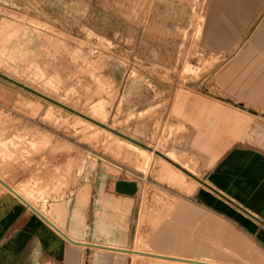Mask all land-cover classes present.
<instances>
[{
	"label": "rangeland",
	"instance_id": "1",
	"mask_svg": "<svg viewBox=\"0 0 264 264\" xmlns=\"http://www.w3.org/2000/svg\"><path fill=\"white\" fill-rule=\"evenodd\" d=\"M205 5L0 0V73L151 148L0 77V178L70 234H82L88 224L77 222V209L88 218L81 205L115 192L117 180L135 181L139 203L123 248L264 264V237L250 228L259 223L218 203L216 194L155 152L205 180L227 147L264 146V125L248 124L252 116L243 112L248 123L235 136L232 124L204 104L218 103L208 96L212 66L198 43ZM187 157L191 168L178 161ZM0 201L14 205L0 222V264H194L71 243L1 182ZM16 215L44 224L49 256L40 232L36 238L24 220L8 237ZM74 238L103 239L90 233Z\"/></svg>",
	"mask_w": 264,
	"mask_h": 264
},
{
	"label": "crops",
	"instance_id": "2",
	"mask_svg": "<svg viewBox=\"0 0 264 264\" xmlns=\"http://www.w3.org/2000/svg\"><path fill=\"white\" fill-rule=\"evenodd\" d=\"M198 43L205 62H211L212 66L207 74L208 81L210 78L208 96L218 99V103L208 101L204 104L216 109L219 117L226 120L225 124H232L235 136L238 133L241 135L242 125L248 123V119H245L247 117H243V112L252 116L248 124L264 125V0H206ZM177 61L178 59L176 64ZM163 65L166 67L168 64ZM178 161L188 168L193 166L189 157L185 162ZM232 162L233 166H231ZM207 173V178L201 180L244 208L253 217L211 190L218 196L217 202L223 205L228 203L242 212L244 217L248 216L247 218L250 217L259 223V227L250 225L251 231L256 236L264 237V146L235 143L218 156ZM3 182L10 187L5 181ZM10 188L14 191H11L14 195L35 211L42 222L52 226L61 237L71 243L88 244L102 252L143 254L123 248L130 241V215L135 212L134 207L139 203V200L133 197L135 194L128 195L114 190L115 192L109 195L103 194L99 199L92 198L88 206L77 204V207L81 205L84 207L83 210L88 212V218L83 219L77 209V222L85 221L88 224L86 227L83 226L82 234L80 232L70 234L64 229L55 227L53 221L54 225L14 188ZM0 202L1 222L4 219L2 216L8 215V211L14 205L11 201L9 204ZM11 218L7 232L9 238L14 235L18 221L24 220L23 222L29 223L26 229L33 232L36 238L40 232L42 242L45 241L43 253L45 252V256L50 255L49 233L44 229L41 221L40 223L35 220L33 216L28 217L29 219L27 217L20 219L21 217L17 215ZM237 218L240 221L245 220L240 215ZM87 233L95 237L100 235L103 239L97 244L74 238L77 236V239H83L88 235Z\"/></svg>",
	"mask_w": 264,
	"mask_h": 264
},
{
	"label": "water",
	"instance_id": "3",
	"mask_svg": "<svg viewBox=\"0 0 264 264\" xmlns=\"http://www.w3.org/2000/svg\"><path fill=\"white\" fill-rule=\"evenodd\" d=\"M0 77L6 79V80H8V81H10V82H12V83H14V84H16V85H18V86H20V87H22V88H24V89H27V90H29V91L35 93L36 95H39V96H41L42 98L47 99V100H49V101H51V102H53V103H55V104H57V105H59V106L65 108V109H67V110H69V111H72V112H74V113H76V114H78V115H81L82 117H84V118H86V119H89L90 121L94 122V123L97 124V125L104 126L106 129H108V130H110V131H113V132L119 134L120 136H122V137H124V138H126V139H128V140H130V141H132V142H134V143H136V144H138V145H141V146L144 147V148L151 149L149 146H147V145H145V144H143V143H141V142H139V141H137V140H135V139H133V138H131V137H129V136L123 134V133H121V132H118V131H116V130H114V129H112V128L106 126V125H103L102 123H100V122H98V121H96V120H93V119H91V118H89V117H87V116H85V115H83V114H80L79 112H77V111L71 109L70 107H67V106L63 105V104H61V103H59V102H57V101H55V100H53V99H51V98H49V97L43 95V94H41V93H39V92H37V91H35V90H33V89H31V88H29V87H27V86H25V85H23V84H21V83L15 81V80L9 78L8 76H6V75H4V74H2V73H0ZM155 152H156L158 155L162 156L165 160H167L168 162H170L171 164H173L174 166H176L177 168L181 169V170H182L183 172H185L187 175H189L190 177H192V178L195 179L196 181H198V182H200L201 184H203V185H204L205 187H207L208 189L212 190V191L215 192L216 194H218V195H220L221 197H223L226 201L230 202L231 204H233L234 206H236V207L239 208L240 210L244 211V212H245L246 214H248L249 216L253 217V215H252L251 213H249L248 211H246V210H245L244 208H242L241 206L237 205L235 202L231 201L229 198L225 197L223 194L219 193L217 190H215L214 188H212L211 186H209L208 184H206L203 180H201L200 178H198L196 175H194L193 173H191V172L188 171L187 169L183 168L180 164H178V163H176L175 161L169 159L168 157H166L165 155H163V154H162L161 152H159V151H155ZM0 182L3 183V184L5 185V183H4L1 179H0ZM5 186H6L10 191L14 192L10 187H8L7 185H5ZM137 189H138V187H137V183H136L135 181L117 180V181L115 182V184H114V190H115L116 192H118V193H123V194L133 195V194L136 193ZM77 243H78V242H77Z\"/></svg>",
	"mask_w": 264,
	"mask_h": 264
},
{
	"label": "bare ground",
	"instance_id": "4",
	"mask_svg": "<svg viewBox=\"0 0 264 264\" xmlns=\"http://www.w3.org/2000/svg\"><path fill=\"white\" fill-rule=\"evenodd\" d=\"M13 79V78H12ZM16 81V80H15ZM24 85V84H23ZM30 88V87H29ZM31 89H33V88H31ZM33 90H35V89H33ZM35 91H37V90H35ZM37 92H39V91H37ZM39 93H41V92H39ZM41 94H43V92L41 93ZM43 95H45V94H43ZM39 96V95H38ZM45 96H47V95H45ZM41 97V96H40ZM48 97V96H47ZM50 98V97H49ZM56 101V100H55ZM61 104H63V103H61ZM63 105H65V104H63ZM66 106V105H65ZM68 107V106H67ZM71 109H73V108H71ZM73 110H75V109H73ZM75 111H77V110H75ZM77 112H79L80 114H83V115H85V116H87V117H89V118H91V119H93V120H96L95 118H93V117H91V116H88V115H86V114H84V113H82V112H80V111H77ZM78 115V114H77ZM80 117H82L81 115H79ZM84 118V117H83ZM86 119V118H85ZM88 121H90L89 119H87ZM96 121H98V120H96ZM90 122H92V121H90ZM99 122V121H98ZM92 123H94V122H92ZM95 124V123H94ZM93 124V125H94ZM165 164V163H164ZM169 167V166H168ZM169 170V169H168ZM175 174V173H174ZM177 174V173H176ZM181 174V173H180ZM195 180V179H194ZM198 182V181H197ZM206 183V182H205ZM207 184V183H206ZM242 213V212H241ZM248 217V216H247ZM250 218V217H249ZM52 223V222H51ZM53 224V223H52ZM54 225V224H53ZM55 227H57L56 225H54ZM59 230V229H58ZM131 251H133V252H141V253H146V254H155V255H158V258H163V257H172V258H176V259H180V260H183V261H187V262H190V263H194V264H224V263H215V262H212V261H205V260H200V259H193V258H187V257H181V256H174V255H169V254H164V253H155V252H148V251H142V250H139V249H132Z\"/></svg>",
	"mask_w": 264,
	"mask_h": 264
}]
</instances>
